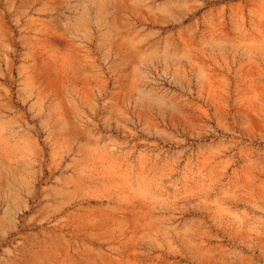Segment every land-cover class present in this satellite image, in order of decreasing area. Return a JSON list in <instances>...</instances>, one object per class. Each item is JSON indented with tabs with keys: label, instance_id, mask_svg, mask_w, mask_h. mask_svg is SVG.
Listing matches in <instances>:
<instances>
[{
	"label": "rangeland",
	"instance_id": "obj_1",
	"mask_svg": "<svg viewBox=\"0 0 264 264\" xmlns=\"http://www.w3.org/2000/svg\"><path fill=\"white\" fill-rule=\"evenodd\" d=\"M0 264H264V0H0Z\"/></svg>",
	"mask_w": 264,
	"mask_h": 264
}]
</instances>
